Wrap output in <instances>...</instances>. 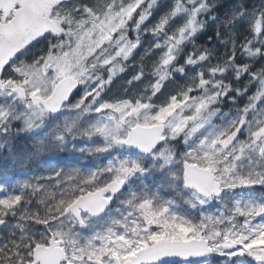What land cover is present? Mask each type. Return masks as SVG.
<instances>
[{"label": "snow or ice", "instance_id": "snow-or-ice-1", "mask_svg": "<svg viewBox=\"0 0 264 264\" xmlns=\"http://www.w3.org/2000/svg\"><path fill=\"white\" fill-rule=\"evenodd\" d=\"M0 264H264V0H0Z\"/></svg>", "mask_w": 264, "mask_h": 264}, {"label": "rangeland", "instance_id": "rangeland-1", "mask_svg": "<svg viewBox=\"0 0 264 264\" xmlns=\"http://www.w3.org/2000/svg\"><path fill=\"white\" fill-rule=\"evenodd\" d=\"M117 86H118V84L116 85V88L114 90H117Z\"/></svg>", "mask_w": 264, "mask_h": 264}, {"label": "trees", "instance_id": "trees-1", "mask_svg": "<svg viewBox=\"0 0 264 264\" xmlns=\"http://www.w3.org/2000/svg\"><path fill=\"white\" fill-rule=\"evenodd\" d=\"M119 89V84H118V86H117V90ZM115 91V90H114Z\"/></svg>", "mask_w": 264, "mask_h": 264}]
</instances>
